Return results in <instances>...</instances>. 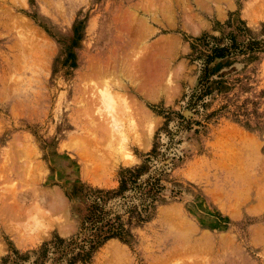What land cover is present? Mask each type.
<instances>
[{
    "label": "rangeland",
    "instance_id": "374dc122",
    "mask_svg": "<svg viewBox=\"0 0 264 264\" xmlns=\"http://www.w3.org/2000/svg\"><path fill=\"white\" fill-rule=\"evenodd\" d=\"M97 62L128 69L129 107ZM137 170L162 188L144 221L112 196L123 232L91 244ZM0 174V264H54L58 238L78 264H264V0H0Z\"/></svg>",
    "mask_w": 264,
    "mask_h": 264
},
{
    "label": "trees",
    "instance_id": "16d2710c",
    "mask_svg": "<svg viewBox=\"0 0 264 264\" xmlns=\"http://www.w3.org/2000/svg\"><path fill=\"white\" fill-rule=\"evenodd\" d=\"M258 45L256 42H250L246 47L248 50L253 51ZM232 49V48H231ZM236 49V47H234ZM225 53H228V49H221L215 51V57L224 58ZM155 152V151H153ZM127 175L124 176L120 182V186L117 190L111 192H100L96 196L93 205L89 209V214L87 216V222L90 223L92 234L89 242L94 244L96 241L103 239H112L119 237L123 232L122 223H114L112 221H105L101 216L102 205L105 204L112 196H122L127 191H132L137 197L138 203L133 207L132 215L139 221L143 222V216L147 212L150 203L159 196L162 188L159 180H149L145 183H140L139 179L141 176V171L137 170L135 172L126 171ZM52 248L45 246L42 255L37 257L40 259H47L48 253L56 255L53 260L54 264H78L79 262H86L88 253L86 251V245L79 246L75 241H66L58 238L51 243ZM55 250L51 252L50 250ZM58 255V256H57ZM22 258L19 257V260ZM50 259V258H49ZM34 264H38V261Z\"/></svg>",
    "mask_w": 264,
    "mask_h": 264
},
{
    "label": "bare ground",
    "instance_id": "6f19581e",
    "mask_svg": "<svg viewBox=\"0 0 264 264\" xmlns=\"http://www.w3.org/2000/svg\"><path fill=\"white\" fill-rule=\"evenodd\" d=\"M212 1V0H211ZM214 1V0H213ZM201 2V1H200ZM204 2V1H203ZM208 3V2H207ZM213 3V2H212ZM203 4H205V3H203ZM143 21V20H142ZM146 24V23H145ZM143 25H141V27H142ZM140 27V26H139ZM141 27H140V29H141ZM144 27H145V25H144ZM125 28H127L126 30V33L129 35V32H131V30H132V27H131V25L130 26H128V25H126L125 26ZM129 29H130V31H129ZM142 29H143V31H144V29L145 28H143L142 27ZM139 31V30H138ZM146 32V31H145ZM125 33V34H126ZM142 34H143V32H141ZM141 33H140V35H141ZM128 35H127V37H128ZM130 35H131V33H130ZM144 35V34H143ZM129 38V37H128ZM147 55H148V53H147ZM109 61V60H108ZM144 62H145V60H143ZM142 62V61H141ZM140 62V63H141ZM144 62H142L141 64L142 65H144ZM15 63V62H14ZM137 64H138V62H137ZM136 64V65H137ZM104 65L106 66V64L104 63ZM102 63H99V62H97V65H94L93 64V66H91V68H90V70L92 71V77H95L96 79H98L99 80V82H101V83H98L97 84V86L96 87H98L99 85L101 86V84H102V87H104V91L103 92H101L100 94V97L99 96H97V97H99L100 99L102 98V99H104V100H107L106 102H108L109 101V103L112 105V108H115V107H113L114 106V104H116L117 105V103L118 102H120L121 103V105H125V106H127L128 105V103L127 102H129L127 99H126V97H124V96H120V95H118V90L119 91H122L123 89H125L124 88V81H125V78L127 79V70L128 69H119V68H116L117 66L115 65V67H114V69L113 70H110L109 69V65L105 68V66H104ZM140 65V64H139ZM141 66V65H140ZM142 67V66H141ZM146 67V66H145ZM112 69V68H111ZM130 70V69H129ZM128 75H130L131 76V74H128ZM130 76H128V79H131V78H129ZM97 80V81H98ZM129 81H131V80H128V82ZM104 85V86H103ZM87 86V85H86ZM87 87H89V86H87ZM86 87V88H87ZM127 88V87H126ZM93 89H94V87H93ZM95 89H97V88H95ZM94 89V90H95ZM87 92V91H86ZM96 95V94H95ZM99 95V94H98ZM35 96V95H34ZM92 96H94V94L92 95ZM36 97V96H35ZM98 98V99H99ZM35 99V98H34ZM101 99V100H102ZM103 100V101H104ZM102 101V102H103ZM87 102V101H86ZM105 102V101H104ZM105 102V103H106ZM112 102H115V103H113L112 104ZM104 103V104H105ZM109 103H108V105H109ZM89 104V103H88ZM110 106V105H109ZM122 107V106H121ZM127 107H129V106H127ZM127 107H124L125 109H128ZM117 108V107H116ZM121 109V108H120ZM119 109V110H120ZM112 110H114V109H112ZM130 111V110H129ZM129 111H128V113H129ZM118 114H119V112H118ZM129 114H132V112L131 113H129ZM122 115H123V113H122ZM133 118V117H132ZM131 118V119H132ZM117 123V122H116ZM119 123V122H118ZM117 123V124H118ZM118 125H120V123L118 124ZM114 126H117V125H115V122H114ZM118 127V126H117ZM120 127V126H119ZM122 133V132H121ZM232 135V134H231ZM123 138H125V136L123 137ZM228 138V137H227ZM217 139H219V138H217ZM226 140V139H225ZM219 141H221V140H219ZM226 142V141H225ZM227 143V142H226ZM225 145V144H224ZM229 145H231V144H229ZM235 145V144H234ZM219 146V145H218ZM212 147H213V145H212ZM230 147V146H229ZM243 147V146H242ZM226 148H228V147H226ZM230 149V148H229ZM125 150V149H124ZM224 150V149H223ZM231 150V149H230ZM19 152V151H18ZM234 152V151H233ZM14 153H16V151L14 152ZM225 154V153H224ZM231 154V153H230ZM236 154V153H235ZM16 155H17V153H16ZM220 156V155H219ZM223 156V155H222ZM222 156L220 157V158H222ZM234 157V156H233ZM12 158H14V157H12ZM12 158H11V160H12ZM235 158V157H234ZM10 159V158H9ZM82 159V158H81ZM16 160V159H15ZM20 160H22V159H20ZM228 160V159H227ZM215 161V160H214ZM229 161V160H228ZM24 162H26V161H24ZM233 162V161H232ZM15 163L16 162H14L13 164H14V168L15 169H17V166L15 165ZM22 163V162H21ZM222 163V162H221ZM23 164V163H22ZM26 164V163H25ZM235 164V163H234ZM233 164V165H234ZM27 165V164H26ZM16 166V167H15ZM24 166V165H23ZM223 166V165H222ZM25 167V166H24ZM29 168H30V166H29ZM229 168V167H228ZM31 169H32V166H31ZM234 169V168H233ZM38 170V169H37ZM4 171H6V170H4ZM15 171V170H14ZM18 171V170H17ZM16 171V172H17ZM27 171V170H26ZM227 171V170H226ZM246 171V170H245ZM32 172H33V169H32ZM31 172V173H32ZM18 173H20V171L18 172ZM18 173H15V177H17V175H18ZM21 174V173H20ZM19 174V176L20 177H22L21 175H23V174H21L20 175ZM33 174V173H32ZM1 175V174H0ZM10 175V174H9ZM248 175V174H247ZM25 176V175H24ZM36 177V176H35ZM85 177V176H84ZM33 178V177H32ZM21 181H22V179H23V177H22V179L21 178H19ZM34 179V178H33ZM31 180V179H30ZM35 180V179H34ZM30 182H32V181H30ZM26 183V182H25ZM34 183V182H33ZM14 184V183H13ZM23 184H24V182H23ZM20 185V184H19ZM23 186V185H22ZM16 187H17V185H16ZM26 188V187H25ZM15 190H17V189H15ZM36 194V193H35ZM43 194V193H42ZM43 196V195H42ZM35 197V196H34ZM38 199V198H37ZM41 201V200H40ZM57 201V200H56ZM59 202V201H58ZM41 203V202H40ZM38 205H39V203H38ZM55 205H57L56 203H55ZM54 205V206H55ZM52 206V205H51ZM50 206V207H51ZM53 207V206H52ZM56 208H57V206H55ZM56 208H53V209H56ZM42 209V208H41ZM52 209V210H53ZM58 209V208H57ZM173 209V208H172ZM43 210V209H42ZM61 210V209H60ZM44 211V210H43ZM47 212V211H46ZM48 213H50V211L48 212ZM23 214V213H22ZM22 214H20V215H22ZM24 215V214H23ZM168 215V214H167ZM14 216V215H13ZM180 216V215H179ZM53 217V216H52ZM174 217V216H173ZM172 217V218H173ZM19 218V217H18ZM22 218V217H21ZM24 218V217H23ZM37 219V218H36ZM24 220V219H23ZM40 220V219H39ZM47 220V219H46ZM48 223H50V221L48 222ZM42 224V223H41ZM45 224V223H44ZM192 233H193V231H192ZM195 241H196V239H195Z\"/></svg>",
    "mask_w": 264,
    "mask_h": 264
}]
</instances>
